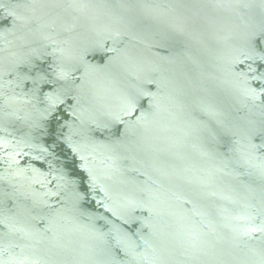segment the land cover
<instances>
[{"label":"water","instance_id":"obj_1","mask_svg":"<svg viewBox=\"0 0 264 264\" xmlns=\"http://www.w3.org/2000/svg\"><path fill=\"white\" fill-rule=\"evenodd\" d=\"M0 264H264V0H0Z\"/></svg>","mask_w":264,"mask_h":264}]
</instances>
